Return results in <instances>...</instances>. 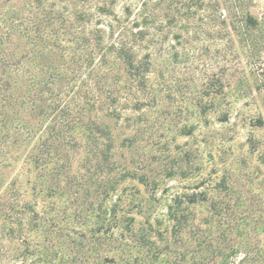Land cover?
<instances>
[{
    "label": "trees",
    "instance_id": "trees-1",
    "mask_svg": "<svg viewBox=\"0 0 264 264\" xmlns=\"http://www.w3.org/2000/svg\"><path fill=\"white\" fill-rule=\"evenodd\" d=\"M157 1L118 14L116 0H0V264H264V216L238 219L206 178L171 198L169 232L151 211L137 210L136 225L120 199L106 206L127 179L155 183L126 160L132 139L117 131L131 127L122 112L157 98L149 48L169 20ZM221 25L230 36L257 22L244 13Z\"/></svg>",
    "mask_w": 264,
    "mask_h": 264
},
{
    "label": "rangeland",
    "instance_id": "rangeland-1",
    "mask_svg": "<svg viewBox=\"0 0 264 264\" xmlns=\"http://www.w3.org/2000/svg\"><path fill=\"white\" fill-rule=\"evenodd\" d=\"M91 1L93 7L102 3ZM137 2L116 0L113 10L120 14L126 4ZM244 13L257 26L246 34L226 35L221 21ZM158 14L169 20H159L157 45L149 48L148 87L159 90L156 101L145 102L149 106L137 112H122L128 121L120 126L131 127L117 131L118 142L122 134L132 139L131 151H123L126 160L132 158L134 167L141 168L139 174L155 183L150 187L127 179L106 206L120 199L136 225L143 221L137 210L151 211V220H158L169 232L171 198L207 188L197 189L206 178L210 194L224 200L229 212L232 208L238 219L247 215L249 226H260L264 216V0H164ZM223 98L229 107H224ZM199 103L205 106L204 113L195 105ZM227 109L229 121L223 123ZM36 175L31 170L34 180ZM198 211V216H210L205 207ZM257 238L264 243V233Z\"/></svg>",
    "mask_w": 264,
    "mask_h": 264
}]
</instances>
